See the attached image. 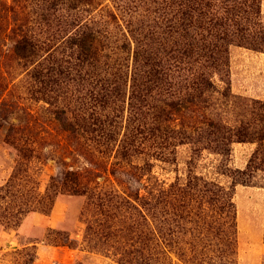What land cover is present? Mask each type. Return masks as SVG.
Instances as JSON below:
<instances>
[{
  "label": "trees",
  "instance_id": "obj_1",
  "mask_svg": "<svg viewBox=\"0 0 264 264\" xmlns=\"http://www.w3.org/2000/svg\"><path fill=\"white\" fill-rule=\"evenodd\" d=\"M263 1L0 0V132L8 125L17 155L0 187V225L17 229L69 194L86 199L85 245L115 264H239L233 191L200 175L197 158L257 143L230 173L233 185L264 178V103L253 101L247 120L220 113L237 103L231 48L264 52ZM43 110L82 162L44 193L33 165L44 155L20 137ZM185 144L186 177L156 175ZM48 238L77 245L60 231ZM16 254V264L37 257L35 247Z\"/></svg>",
  "mask_w": 264,
  "mask_h": 264
},
{
  "label": "rangeland",
  "instance_id": "obj_2",
  "mask_svg": "<svg viewBox=\"0 0 264 264\" xmlns=\"http://www.w3.org/2000/svg\"><path fill=\"white\" fill-rule=\"evenodd\" d=\"M261 12L264 22V1ZM229 80L237 103L234 107L229 105L225 108L229 110L227 114L220 113L232 121L251 119L253 101L264 103V52L233 46ZM7 126L0 132V187L10 180L17 165L15 148L6 143ZM20 135L23 141H32L44 155L40 163L33 164L43 193L52 177H59L69 167L82 163L71 153L75 146L68 134L47 110L38 111ZM257 146V143L235 142L229 157L206 150L197 158V172L200 175L233 191L239 231V264H264V178L251 185H233L230 173L244 169ZM191 148L190 144L179 146L177 165L156 166L154 173L170 183L176 179L178 169L179 175L185 178ZM99 181L103 182V178H99ZM85 202L84 197L61 194L50 213L32 212L17 229L0 225V264H16V251L24 247H35L37 257L33 264H115L104 255L89 251L83 241L86 225L82 210ZM52 231L70 236L77 243L76 248L53 244L48 238Z\"/></svg>",
  "mask_w": 264,
  "mask_h": 264
}]
</instances>
